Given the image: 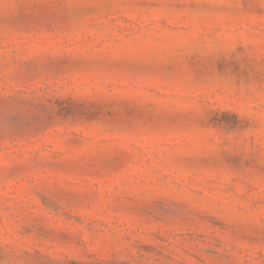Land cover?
<instances>
[{
  "label": "rangeland",
  "instance_id": "obj_1",
  "mask_svg": "<svg viewBox=\"0 0 264 264\" xmlns=\"http://www.w3.org/2000/svg\"><path fill=\"white\" fill-rule=\"evenodd\" d=\"M0 264H264V0H0Z\"/></svg>",
  "mask_w": 264,
  "mask_h": 264
}]
</instances>
